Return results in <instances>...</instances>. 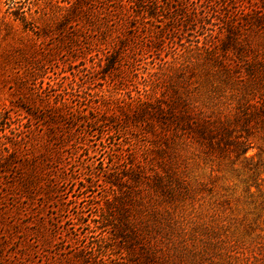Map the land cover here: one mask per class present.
Listing matches in <instances>:
<instances>
[{"label":"rangeland","instance_id":"obj_1","mask_svg":"<svg viewBox=\"0 0 264 264\" xmlns=\"http://www.w3.org/2000/svg\"><path fill=\"white\" fill-rule=\"evenodd\" d=\"M70 1L74 0H28L27 4L26 0H0L3 29L0 36V106L10 110L4 133L0 120V136L7 135L6 142L10 147L21 141V156L31 160H38L39 155L47 153L55 155L54 159L61 157L62 161L65 158L70 163L68 178L56 183L58 193L53 201L40 202L38 197L32 202L23 200V206H28L33 215L14 216L21 218V223L28 219L40 222L39 230L50 245L39 241L38 234H28L26 226L16 234L8 231L7 254L11 253L15 264H54L80 252L85 256L90 254L92 242L100 234H105L91 221L101 213L99 208L116 195L106 185L107 173L110 170L123 171L128 157L150 173L153 154L162 148L166 151L165 158L168 156L177 163L186 181L181 185L185 196L172 203L175 219L183 228L180 248L184 253V264H260L254 257L261 258L258 245L264 244L263 132L251 137L253 150L249 154L259 155L252 161V166L261 167L262 174L257 180L260 189L252 187L250 197L240 163L233 165L227 159L218 160L195 141L172 143L168 150V143L153 147L151 142L155 138L147 136L144 123L138 127L114 125L116 131L112 133L99 125L81 123L74 128L75 137L71 142L67 139L69 134L62 133V130L68 131L65 129L68 121L58 120L54 125L48 122V116L54 112L50 110L62 105L61 101L67 105L63 111L81 108L90 117L97 116L94 109L98 107L103 111L110 112L115 108L128 112L130 96L150 85L151 81L144 77L148 80L150 73L161 67L159 59H163L165 65L160 68L163 73L158 75L160 83L155 86L151 99H158L161 95L169 97L174 91L173 76L179 68L174 55L180 52L181 45L170 40L175 36L169 27L164 50H150L149 42L144 41L133 49L130 60L133 68L130 66L116 72L115 81L106 82L103 70L110 40L104 35L76 33L70 35L76 44H69V40L59 46L43 33L48 28V34L54 35L52 29L59 28L57 22L71 6ZM23 6L33 14L40 35L25 32L20 22H13L11 12ZM8 24H13V29ZM213 29L218 30V26ZM194 35L199 33L194 32ZM31 38L36 43L35 48L28 40ZM248 43L249 59L236 56L228 61L231 67H235V78L232 79L236 85L232 80V86L224 88L215 83L218 88L214 91L203 89L200 92L189 86V94L194 90L191 96H195L197 104L217 122L216 126L233 119L241 106L254 111L259 107L257 102L264 101V31L252 32ZM190 56L193 55H187ZM204 59L202 56L201 60ZM27 60L31 61L30 66ZM251 60H254L255 76L246 73L250 65L247 63ZM206 63L215 65L209 61ZM31 66L35 67V74H28L27 80H20ZM188 73V77H199V71L190 69ZM217 119L221 120L218 122ZM237 127L234 128L236 132L240 130ZM54 159L47 169L51 175L57 172L58 163ZM155 162L159 160L155 158ZM2 179L0 175V181ZM59 208L66 210L61 212ZM82 209L84 223L77 218ZM35 229L37 231L38 227Z\"/></svg>","mask_w":264,"mask_h":264},{"label":"trees","instance_id":"obj_2","mask_svg":"<svg viewBox=\"0 0 264 264\" xmlns=\"http://www.w3.org/2000/svg\"><path fill=\"white\" fill-rule=\"evenodd\" d=\"M26 1L25 4L29 3ZM68 3L71 6L57 22L59 28L52 29L54 35L48 34V28L42 32L59 46L69 40V44H76L77 41L70 38L76 33L104 35L110 40L103 70L106 82L115 81L116 72L132 67L133 49L144 41L149 42L150 50H164L169 27L175 36L170 40L181 45L180 52L174 55V60L179 61V68L173 76L174 91L169 97L161 95L158 99H151L155 86L160 83L158 75L163 73L160 68L165 65L164 60L159 59L161 67L150 73V80L144 77L146 81H151L150 85L130 96L128 112L115 108L109 112L98 107L94 109L97 116L90 117L81 108L63 111L67 105L61 101L62 105L50 110L54 111L48 116L50 124L54 125L58 120L68 121L65 128L68 131L62 130V133L69 134L67 139L73 142L74 128L81 123L99 125L108 133L116 131L114 125L123 128L138 127L144 123L147 136L155 138L151 142L153 147L168 143L169 150L172 143L195 141L218 160L227 159L233 165L240 163L246 175L243 182L250 197L253 195L252 187L260 189L257 180L262 174L261 167L252 166V161L259 155L249 153L253 150L251 137L260 131L264 133V101H258L259 107L254 111L241 106L233 119L216 126L217 122L208 117L202 106L197 104L195 96L191 95L194 90L214 91L218 88L215 83L221 88L232 86L236 70L229 65V58L249 59L250 34L264 31V0H74ZM25 8L19 7L11 12L13 22H20L25 32L40 35L33 14ZM8 25L13 29V24ZM216 25L218 30L213 29ZM1 30L2 21L0 36ZM194 32L199 35H194ZM28 40L35 48L34 39ZM202 56L206 59L201 60ZM208 61L215 65L209 66ZM30 62L27 60L28 66ZM253 62L248 61L250 65L246 73L255 76ZM190 69L199 71V77H188ZM35 70L31 66L20 80H27L28 74H35ZM192 80H195L194 84ZM190 85L194 86V90L189 94ZM7 116H10V110L0 106L2 133L8 126L7 120H10ZM236 127L240 129L238 132L234 129ZM60 134L56 136L60 137ZM6 138L7 135L0 136V175L3 176L0 181V264H15L11 253L7 254L10 243L8 231L16 234L27 226L28 234H38L39 241L44 245L49 246L50 242L43 238L44 233L39 230L40 222L28 219L21 223V218L14 216L33 215L28 206H23V200L32 202L38 197L40 202L53 201L58 193L56 183L68 178L70 163L65 158L62 161L61 157L54 159L55 155L47 153L39 155L38 160H31L21 156V141L12 143L10 147ZM165 154L162 148L153 154L150 173L130 157L123 171L110 170L105 182L116 195L99 208L101 213L91 221L105 234H100L92 242L91 253L87 256L80 252L54 264H184V253L180 248L183 228L175 219L172 203L185 196L181 185L186 181L177 163L168 156L165 158ZM155 158L159 162H155ZM53 159L58 166L57 172L51 175L47 169L49 164H53ZM28 169H31L30 173ZM63 210L66 208H59V211ZM83 217L82 209L77 218L84 223ZM88 226L91 227L90 223ZM32 230L35 232L32 233ZM258 251L261 258L254 257L255 262L264 264V244L258 245ZM250 260L251 257L247 261Z\"/></svg>","mask_w":264,"mask_h":264}]
</instances>
